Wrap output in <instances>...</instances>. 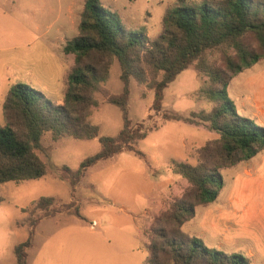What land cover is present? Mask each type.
<instances>
[{"label":"rangeland","instance_id":"rangeland-1","mask_svg":"<svg viewBox=\"0 0 264 264\" xmlns=\"http://www.w3.org/2000/svg\"><path fill=\"white\" fill-rule=\"evenodd\" d=\"M99 1L119 16L125 28H145L155 39L163 31L162 19L168 9L205 0H188L182 5L178 0ZM84 3L0 0V127L5 126L7 94L15 85L26 84L61 104L64 73L74 64V57L65 55L63 47L79 35ZM260 65L264 61L256 66ZM120 75L116 61L94 96L99 105L93 108L89 122L99 127L102 136L116 137L123 127L122 112L108 102L110 96L122 92ZM235 85L231 82L229 97L240 115L250 117L236 98ZM206 86L207 78L191 66L165 90L163 110L185 117L210 112L214 104L202 92ZM153 101L154 92L132 79L129 119L133 126L144 122L153 129L136 146L147 161L129 152L100 161L75 189L63 178V166L76 171L85 159L100 152V143L43 138L47 151L40 156L47 164V175L19 185L0 184V264H17L15 248L29 238L28 264H147L148 234L154 220L188 188L186 180L172 173L171 164H198L200 148L218 137L207 126L165 122L151 111ZM44 197L55 199L51 209L55 216L44 217L42 210L34 209Z\"/></svg>","mask_w":264,"mask_h":264},{"label":"trees","instance_id":"trees-1","mask_svg":"<svg viewBox=\"0 0 264 264\" xmlns=\"http://www.w3.org/2000/svg\"><path fill=\"white\" fill-rule=\"evenodd\" d=\"M187 1L178 0L181 5ZM162 26V33L152 39L145 28H125L119 16L99 0H85L79 35L63 47L65 55L74 57V64L65 80L61 104L26 84L15 85L7 94L5 126L0 127V184L19 185L47 175V164L40 156L47 151L42 142L46 135L53 142L70 137L100 143V152L85 159L76 171L63 166V178L74 189L100 161L124 152L147 161L136 146L153 129L144 122L133 126L129 119L134 79L154 92L151 111L165 122L207 126L218 136L200 148L198 164H171L172 173L186 180L188 188L154 220L148 234L147 264H252L242 255L208 248L202 240L187 235L183 226L195 218L197 207L217 201L224 187V169L264 152V127L240 115L228 93L234 78L264 61V0H205L177 6L166 11ZM116 61L123 89L108 102L122 112L123 127L116 137H109L102 136L89 119L99 105L94 96ZM191 66L207 78L202 92L214 104L212 110L192 112L189 117L164 111L165 90ZM54 204V198L44 197L34 209L52 217L56 215L55 209L51 211ZM31 246L29 238L15 248L17 264H28Z\"/></svg>","mask_w":264,"mask_h":264},{"label":"crops","instance_id":"crops-1","mask_svg":"<svg viewBox=\"0 0 264 264\" xmlns=\"http://www.w3.org/2000/svg\"><path fill=\"white\" fill-rule=\"evenodd\" d=\"M232 82L241 108L250 115L247 118L264 127V65H255ZM226 169L217 201L197 207L195 218L184 224L183 231L208 248L264 264V152Z\"/></svg>","mask_w":264,"mask_h":264},{"label":"built area","instance_id":"built-area-1","mask_svg":"<svg viewBox=\"0 0 264 264\" xmlns=\"http://www.w3.org/2000/svg\"><path fill=\"white\" fill-rule=\"evenodd\" d=\"M93 227H95V224H93Z\"/></svg>","mask_w":264,"mask_h":264}]
</instances>
